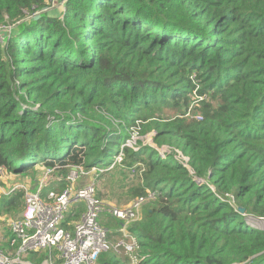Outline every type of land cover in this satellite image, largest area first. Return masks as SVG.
I'll use <instances>...</instances> for the list:
<instances>
[{
	"label": "trees",
	"instance_id": "trees-1",
	"mask_svg": "<svg viewBox=\"0 0 264 264\" xmlns=\"http://www.w3.org/2000/svg\"><path fill=\"white\" fill-rule=\"evenodd\" d=\"M54 1L0 0V27L13 28L0 33V180L43 167L44 192H61L72 167L119 156L147 198L127 228L136 264H264V230L248 221L264 220V0H64L52 17ZM192 92L195 120L183 117ZM164 108L179 114L149 124ZM137 127L190 169L124 145ZM70 208L68 231L83 210ZM22 209V190L2 196L0 216ZM10 241L6 226L0 251L12 256ZM116 249L96 264H132Z\"/></svg>",
	"mask_w": 264,
	"mask_h": 264
},
{
	"label": "built area",
	"instance_id": "built-area-1",
	"mask_svg": "<svg viewBox=\"0 0 264 264\" xmlns=\"http://www.w3.org/2000/svg\"><path fill=\"white\" fill-rule=\"evenodd\" d=\"M136 143V137L131 135L124 145L133 147ZM167 148L169 150L154 149L162 158L172 154L189 170V157L178 149ZM117 162H120L119 156L114 163ZM97 170L104 172L107 169L92 167L83 170L81 167H72L70 177H67L71 183L61 192H44L53 169H45L34 186L28 180L15 184L8 191L0 186L2 195L6 196L17 189L23 191V210L11 218L7 226L10 230V245L16 246V252L9 256L0 251V264H96L99 256L110 247L108 230L101 224L102 215L108 214L122 222L135 221L147 200L139 197L122 208L106 206L97 196L94 182L87 178ZM81 177L83 179L80 180ZM149 198H152L151 193H148ZM75 203L83 204L85 209L68 231L62 227V222ZM135 245L134 238L127 244L119 242L115 249L123 247L132 264H136L137 258L133 254ZM26 253L36 255L34 260L27 259L24 256ZM40 257V261L36 262Z\"/></svg>",
	"mask_w": 264,
	"mask_h": 264
},
{
	"label": "rangeland",
	"instance_id": "rangeland-1",
	"mask_svg": "<svg viewBox=\"0 0 264 264\" xmlns=\"http://www.w3.org/2000/svg\"><path fill=\"white\" fill-rule=\"evenodd\" d=\"M48 9L47 10H48L49 16L56 17V16L61 15L62 10L64 8H63L61 1L55 0L54 2H52L50 8ZM32 14H28L27 17L30 19L35 18L33 17L35 15L34 14L32 15ZM11 27L12 25L0 27V33L7 32L13 29ZM190 95L194 99V101L191 102V105L188 108V110H190V114L186 115V113L188 112L187 110L183 117L195 120L194 116L196 115H193L191 113V109L194 108L198 110L200 108L201 101L197 99L198 96L195 92H192ZM178 114L179 112H177V108H164L161 111V116H162L161 118L163 119H158V118L151 119L149 124H152L153 126L154 123H158V124L171 123L170 121H172ZM131 134L134 135L137 139V148L140 144L143 145V143L153 148H160V149L164 148L165 150H169L167 147L172 148L168 145L156 146L152 141V138L155 135L153 129H150L149 131L142 133L141 129L137 127L135 128V130L131 132ZM174 149H177V148H174ZM114 164L116 165L113 167ZM40 169L41 171H39V173L37 174L38 175L37 177H30L27 179L30 182L31 186H34L37 183L38 178L45 170L43 167H40ZM129 172L130 170L128 166L122 165L120 164V162H117L109 166L106 172L105 171L100 172L97 170L95 172L90 173L87 176V178L94 182L96 194L102 200L103 204H105L106 206L114 207V208H122L132 203L135 199H137L136 198L137 195L135 194V189L138 186V180L136 176L133 175V173L130 174ZM4 176H5V179L0 180V186L4 188L5 191H8L15 184L22 182L21 181L22 178H19L18 175H15L13 173L4 172ZM68 176L70 177V175ZM56 178L57 176L55 173H53L49 177L50 180H56ZM81 179L83 178L81 177L80 180ZM68 183L70 185L71 182L68 180ZM151 195L153 197V194ZM1 198H2V193L0 192V200ZM81 206L83 208L82 210V213H83L85 208L83 204H81ZM69 213H70V210H68L67 214ZM14 215H17V214H14ZM11 218L13 217L12 216H0V231L3 230L6 226H8V221ZM248 218H250L248 219V221H250L256 228L260 230H264V220L259 219V218L254 219L251 216H249ZM120 222L121 223H119V221L116 218L111 217L108 214H104L101 217V223L104 224L105 226H108L109 229H111V231L108 230V242H109L110 247L106 252H108L109 250H114V252L119 253L120 249L119 251L115 249V246L119 242H124V244H127V243H130L132 239H134V236L127 230V228L130 224H132L135 221H128V222L120 221ZM119 226L120 228L117 229ZM109 252H112V251H109Z\"/></svg>",
	"mask_w": 264,
	"mask_h": 264
},
{
	"label": "water",
	"instance_id": "water-1",
	"mask_svg": "<svg viewBox=\"0 0 264 264\" xmlns=\"http://www.w3.org/2000/svg\"><path fill=\"white\" fill-rule=\"evenodd\" d=\"M43 10H46V8H44ZM38 17L36 16L35 17V19H37ZM238 211L240 212V213H244V208H238Z\"/></svg>",
	"mask_w": 264,
	"mask_h": 264
},
{
	"label": "crops",
	"instance_id": "crops-1",
	"mask_svg": "<svg viewBox=\"0 0 264 264\" xmlns=\"http://www.w3.org/2000/svg\"><path fill=\"white\" fill-rule=\"evenodd\" d=\"M38 171H41L40 167L36 168ZM1 179H5V176L3 175ZM1 192V191H0ZM3 196V195H2Z\"/></svg>",
	"mask_w": 264,
	"mask_h": 264
},
{
	"label": "clouds",
	"instance_id": "clouds-1",
	"mask_svg": "<svg viewBox=\"0 0 264 264\" xmlns=\"http://www.w3.org/2000/svg\"><path fill=\"white\" fill-rule=\"evenodd\" d=\"M22 210H23V209H22ZM22 210H21V211H22Z\"/></svg>",
	"mask_w": 264,
	"mask_h": 264
}]
</instances>
